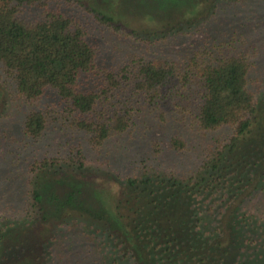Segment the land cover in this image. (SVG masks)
Wrapping results in <instances>:
<instances>
[{
	"label": "trees",
	"instance_id": "obj_1",
	"mask_svg": "<svg viewBox=\"0 0 264 264\" xmlns=\"http://www.w3.org/2000/svg\"><path fill=\"white\" fill-rule=\"evenodd\" d=\"M72 1L156 44L244 0ZM28 7L40 10L29 16ZM143 17L147 26L134 25ZM90 34L59 0H0V80L31 105L21 135L39 142L63 121L87 140L30 163L23 213L0 221V264H52L64 227L80 223L103 264H264L260 48L210 34L181 62L140 55L114 69L100 63ZM50 93L59 102L42 105ZM149 120L172 127L170 147L201 160L197 168H164L157 138L134 174L99 159L112 139L141 126L149 135Z\"/></svg>",
	"mask_w": 264,
	"mask_h": 264
},
{
	"label": "rangeland",
	"instance_id": "obj_2",
	"mask_svg": "<svg viewBox=\"0 0 264 264\" xmlns=\"http://www.w3.org/2000/svg\"><path fill=\"white\" fill-rule=\"evenodd\" d=\"M62 8L74 15L87 25L90 39L99 47V61L102 65L117 69L126 61L140 55L153 58L157 61L174 60L181 62L189 54L207 40V36L226 35L227 40H237L236 45L248 49L258 46L260 48L259 73L264 75V0H244L238 4H225L218 9L217 15L197 31L186 35L172 34L168 42L144 43L137 41L124 30L100 24L93 15L81 4L72 0H59ZM94 4L101 0H87ZM223 5V4H221ZM57 6V2L51 4ZM39 7H28L27 15L35 16ZM148 21L135 19L134 25L147 26ZM227 33V34H226ZM4 78V77H3ZM2 78V79H3ZM1 82V80H0ZM0 221L5 216L23 213V204L28 200L27 193L28 170L30 163L38 157L55 153L59 149L66 150L67 146L79 145L86 137L73 131L63 121L52 122L47 129L46 136L41 141H33L21 135V125L31 109V105L7 84H0ZM52 101L59 102L55 93H50L41 101L45 106ZM62 105H60V108ZM155 125L150 129L149 135L139 134L144 130L141 126L134 135L125 138H115L106 145V151L99 155L101 161L111 160V167L119 175L125 177L134 174L143 155L155 150L156 144L152 139L162 142V154L158 161L166 169H177L188 172L201 163L191 154H182L170 147V139L174 134L172 127L156 126L154 120L146 125ZM70 129V130H69ZM156 140V139H155ZM70 144L65 146L67 142ZM199 142V141H197ZM198 144V143H196ZM98 162V154L94 155ZM100 161V162H101ZM114 190L120 191L121 184L110 179ZM84 225L64 227L58 242L54 244V261L52 264H103V253L98 249L96 242L84 231Z\"/></svg>",
	"mask_w": 264,
	"mask_h": 264
}]
</instances>
